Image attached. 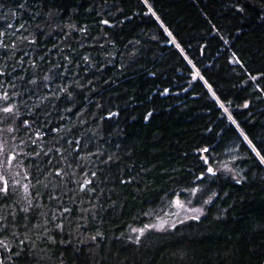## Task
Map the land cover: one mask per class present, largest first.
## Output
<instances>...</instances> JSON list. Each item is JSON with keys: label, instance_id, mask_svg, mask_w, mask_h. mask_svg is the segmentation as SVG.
<instances>
[{"label": "trees", "instance_id": "trees-1", "mask_svg": "<svg viewBox=\"0 0 264 264\" xmlns=\"http://www.w3.org/2000/svg\"><path fill=\"white\" fill-rule=\"evenodd\" d=\"M0 147V264H264V0H0Z\"/></svg>", "mask_w": 264, "mask_h": 264}, {"label": "rangeland", "instance_id": "rangeland-1", "mask_svg": "<svg viewBox=\"0 0 264 264\" xmlns=\"http://www.w3.org/2000/svg\"><path fill=\"white\" fill-rule=\"evenodd\" d=\"M236 151L235 147L227 148L221 154L219 162L215 161L210 167V172L221 174L225 178L241 177V170L232 165L237 157ZM215 195L216 191L210 189L206 183L165 196L159 206L148 209L142 215L143 223L129 226L128 237L138 243L149 234L168 232L188 221L200 219L206 214Z\"/></svg>", "mask_w": 264, "mask_h": 264}]
</instances>
